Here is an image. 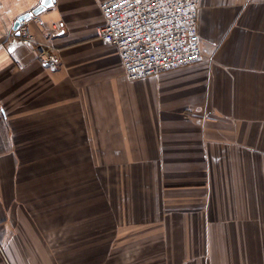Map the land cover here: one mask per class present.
<instances>
[{"label": "crops", "instance_id": "1", "mask_svg": "<svg viewBox=\"0 0 264 264\" xmlns=\"http://www.w3.org/2000/svg\"><path fill=\"white\" fill-rule=\"evenodd\" d=\"M100 1L51 0L28 19L44 58L13 27L40 0H0V202L36 145L56 157L86 146L95 160L104 99L118 159L156 177L159 229L145 235L168 264H264V0H199L202 57L136 80L97 35Z\"/></svg>", "mask_w": 264, "mask_h": 264}, {"label": "rangeland", "instance_id": "2", "mask_svg": "<svg viewBox=\"0 0 264 264\" xmlns=\"http://www.w3.org/2000/svg\"><path fill=\"white\" fill-rule=\"evenodd\" d=\"M97 93L108 95V89ZM103 102L97 103V145L90 154L95 160H87L86 146L62 158L55 145H36L35 158L22 162L14 193L0 202V264L170 261L166 244L147 238L159 229V203L148 192L156 177L136 176L135 164L118 159L126 157L125 150L112 144L120 141L118 131L105 136L107 125L115 123L105 120L111 114H103ZM193 248L199 253L200 242Z\"/></svg>", "mask_w": 264, "mask_h": 264}, {"label": "built area", "instance_id": "3", "mask_svg": "<svg viewBox=\"0 0 264 264\" xmlns=\"http://www.w3.org/2000/svg\"><path fill=\"white\" fill-rule=\"evenodd\" d=\"M99 8L103 22L97 35L117 49L129 80L193 63L203 55L199 0H101ZM38 13L22 18L15 34L20 43L36 46L47 58L28 23Z\"/></svg>", "mask_w": 264, "mask_h": 264}, {"label": "water", "instance_id": "4", "mask_svg": "<svg viewBox=\"0 0 264 264\" xmlns=\"http://www.w3.org/2000/svg\"><path fill=\"white\" fill-rule=\"evenodd\" d=\"M51 4V0H40L39 4H37V6H35L33 9H32V13H38L40 11H42L43 9H45L46 7H48L49 5ZM30 13V12H29ZM29 13H26V14H22L21 16H19L16 21L14 22V28H16L19 24V21L22 19V18H26L28 17Z\"/></svg>", "mask_w": 264, "mask_h": 264}]
</instances>
